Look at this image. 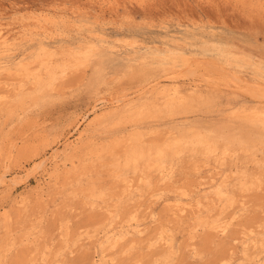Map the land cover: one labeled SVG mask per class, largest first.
<instances>
[{
    "label": "rangeland",
    "instance_id": "374dc122",
    "mask_svg": "<svg viewBox=\"0 0 264 264\" xmlns=\"http://www.w3.org/2000/svg\"><path fill=\"white\" fill-rule=\"evenodd\" d=\"M0 46V95L11 96L0 113V175L10 179L0 184V264H264V126L233 114L263 102L264 0H0ZM86 48L48 77L46 52L59 66ZM28 61L45 78L37 89L32 75L7 72ZM129 104L143 109L91 132L108 107ZM241 122L248 152L218 138L210 156L157 160L148 184L123 163L129 131L164 143L174 128L234 133ZM86 140L90 167L74 172L68 150Z\"/></svg>",
    "mask_w": 264,
    "mask_h": 264
},
{
    "label": "bare ground",
    "instance_id": "6f19581e",
    "mask_svg": "<svg viewBox=\"0 0 264 264\" xmlns=\"http://www.w3.org/2000/svg\"><path fill=\"white\" fill-rule=\"evenodd\" d=\"M105 41V40H104ZM2 44H3V46L6 44V41H4L3 40V42H2ZM1 47V46H0ZM73 51V50H72ZM77 51V50H76ZM96 52V51H95ZM98 52V51H97ZM45 54H47V56H45L46 58L45 59H43L44 58V56H42L41 58L43 59V60H41V62L42 61H46V62H44V64H45V66H44V68H45V70L47 71V75H48V77L50 78V77H53L54 75H55V72H56V68H57V70L58 69H62V70H65L66 71V69L68 68L69 69V66H68V64L67 63H69L71 60H74V59H76V63H77V57L80 55V54H85L86 56H89V55H91V49L90 48H86V50H84L83 52H78V53H72V54H69V56L68 57H66L65 59H64V61H63V63L61 64V65H59V66H54V65H50V60H51V54L50 53H48V52H46ZM94 55V54H93ZM89 58V57H88ZM103 58V57H102ZM47 59V60H46ZM94 59H96V56H94ZM93 59V60H94ZM99 59V58H98ZM242 60V59H241ZM40 61V60H39ZM236 61V60H235ZM74 62V63H75ZM238 62V61H237ZM30 63H32V61H28V62H26V63H23V65L21 66V68H20V70H18V69H13V68H8L7 70V72H9V70H12L11 72H12V76H15V77H17L18 79H21V78H23V77H27V76H31L32 75V78H33V83L35 84V88L37 89L38 88V86H40V85H44L43 84V82L45 81V78H41V74L40 73H36V72H34V70H33V68H31L30 66H31V64ZM175 63V62H174ZM30 64V65H29ZM42 65H44L43 63H41ZM79 64H81L82 65V70L83 69H85V70H87V67L89 66V63H88V60L87 61H85V62H82V63H78V65ZM78 65H76V67L78 66ZM101 66V65H100ZM100 66H98L97 68L99 69V67ZM150 66V65H149ZM161 66V65H160ZM186 67H188V66H186ZM71 68V67H70ZM79 69H81V67H78ZM77 68V69H78ZM96 68V69H97ZM41 70H42V68H40ZM95 69V70H96ZM94 70V71H95ZM189 70H191V69H189ZM193 70V69H192ZM191 70V72H193ZM65 71H63V73H66ZM81 71V70H80ZM97 71H99V70H97ZM96 71V72H97ZM182 71V70H181ZM187 71V70H186ZM194 71H195V69H194ZM83 73H84V71H82ZM81 72V73H82ZM77 73H78V71H77ZM14 74V75H13ZM161 74V73H160ZM3 75V74H2ZM9 75H10V73H9ZM66 75V74H65ZM167 75V74H166ZM93 76H95V73H94V75ZM102 76V75H101ZM169 76V75H168ZM175 76V75H174ZM96 78H98L97 76H95ZM173 77V76H172ZM206 77V76H205ZM210 77V76H209ZM11 78V77H10ZM161 78H163V77H161ZM62 79H64V78H62ZM88 79V78H87ZM67 80V79H66ZM95 80V79H94ZM97 80V79H96ZM163 80V79H162ZM216 80V79H215ZM137 81V80H136ZM72 82V81H71ZM95 82H97V81H95ZM157 82V81H156ZM159 83V82H158ZM172 83V82H171ZM234 83V82H233ZM3 84V83H2ZM93 85H94V83H92ZM100 84V83H99ZM163 84V83H162ZM175 84H178V83H176L175 82ZM229 84V83H228ZM96 85V84H95ZM1 86V85H0ZM16 88L15 89H13V91H21L22 89H23V84H22V82H19V84L17 85V86H15ZM163 87V89H161V91H163V90H165L164 89V87H166V85L164 86H162ZM161 87V88H162ZM179 87V86H178ZM193 87V86H192ZM227 87V86H226ZM232 86H230V88H231ZM90 88V87H89ZM108 88V87H107ZM166 88H168V87H166ZM233 88V87H232ZM236 88H238V87H236ZM9 90V89H8ZM180 90H182V89H178V93H181V92H179ZM192 90V89H191ZM260 90H264V88H260ZM9 91H12V89L11 90H9ZM161 91H159V93L161 92ZM193 91V90H192ZM247 91V90H246ZM258 91V90H257ZM5 92H7V91H5ZM164 92V91H163ZM250 92V91H249ZM165 93V92H164ZM164 93H162V95H164ZM193 93V92H192ZM252 93H254V92H252ZM198 95V97L197 98H200V99H202V95L201 94H199V93H197ZM257 94H259V93H257ZM10 95V94H9ZM9 95H8V93L6 94H3L2 96L0 95V113H1V111H2V107H3V104H4V101L6 100V99H8V98H11V96L9 97ZM13 95V94H12ZM87 95V94H86ZM95 95V94H94ZM101 95V94H100ZM99 95V96H100ZM132 95V94H131ZM166 95V94H165ZM172 95H173V93H172ZM220 95V94H219ZM256 95V94H255ZM130 96V95H129ZM252 96V95H251ZM122 97V96H121ZM166 97V96H165ZM164 97V98H165ZM179 97V96H178ZM206 97V96H205ZM253 97V96H252ZM255 98H263V102H262V104L260 105V106H257V107H245V106H242V107H238V108H235L234 110H233V114L234 115H236V116H239V117H242L243 119V121H245V122H247V123H251V124H254V125H258V126H264V95H261V94H259V95H257V96H254ZM51 98V97H50ZM196 98V99H197ZM204 98V97H203ZM104 98H102V99H98V100H103ZM166 99H168V98H166ZM173 99H174V96H173ZM57 100V99H56ZM107 100V99H106ZM114 100V99H113ZM120 100V99H119ZM169 100V99H168ZM176 100V99H175ZM184 100V99H183ZM191 100H192V97H191ZM190 99H189V102L191 101ZM198 100V99H197ZM208 100V99H207ZM122 101V100H121ZM173 101V100H172ZM261 101H262V99H261ZM9 102V101H8ZM133 102H134V100H133ZM175 102V101H174ZM184 102V101H183ZM194 102V100H192L190 103H193ZM244 102V101H243ZM129 103V102H128ZM170 103H171V101H169V102H167V106H169L170 105ZM182 103V102H181ZM185 103H187L186 101H185ZM189 103V104H190ZM20 104V103H19ZM104 105H105V103H103ZM135 104V103H134ZM145 104V103H144ZM148 104V103H147ZM242 104V103H241ZM128 107L126 108V109H124V110H122V109H119L120 111L118 112L117 111V109L116 110H113V107H112V109H110L108 106V108L107 109H109V110H107V111H105V112H102L100 115H98V117L96 118V122H95V126L93 125V127H95V128H93L92 130H91V132L92 131H94L95 129H96V127L98 126V125H100V124H102V123H104V122H106L108 119H114V117L117 115V116H119V115H122V113H129L130 115H133L135 112H136V110L137 109H139L140 110V108L141 109H143V104H138V106H135L136 108H135V110H134V108H133V106H132V104H129V105H127ZM176 106V105H175ZM224 106V105H223ZM6 107V106H5ZM4 107V108H5ZM96 107V106H95ZM100 107V106H99ZM173 107V106H172ZM151 108V107H150ZM220 108V107H219ZM8 109V108H7ZM173 109V108H172ZM68 110V109H67ZM104 110V109H103ZM74 112V111H73ZM146 112V111H145ZM5 113V112H4ZM87 113V112H86ZM141 112H138V114L140 115V116H142V114H140ZM233 115V116H234ZM60 117V116H59ZM83 118V117H82ZM233 118V117H232ZM134 119H135V117H134ZM2 120H3V118H2ZM29 120H30V118H29ZM239 120V119H238ZM28 121V120H27ZM94 122V121H93ZM226 122V121H225ZM21 123V122H20ZM26 123V122H25ZM232 123V122H231ZM238 123V122H237ZM23 124V123H22ZM91 124V123H90ZM242 122H241V124H240V127L238 128V130L236 131V132H234V133H232V132H225V131H223V132H221V133H218V132H216L215 130H213V129H202V128H199V127H196V126H194V125H190L187 129H184V130H179L178 131V129H176V128H174L173 130H175V131H177V133L176 134H174V136H172L171 135V138L169 139V140H167L166 142H164V143H159L158 141H151V142H149V143H144L143 141H142V139H141V132H139V133H137V132H135V133H132V132H128V133H131V134H128L127 133V135H124V137H125V142H127V145H126V147L125 148H123L124 149V151H123V163L124 164H126V165H128V166H130L132 169H133V171L135 172V173H138L139 174V178H140V181H142L143 183H146V184H148L149 182H151V179H150V177H149V171L151 170V169H153L154 167H156L157 165H158V163H157V160H159V159H170V158H172L171 157V155H173V154H179V153H182V152H184V151H190V152H200V154L202 153V154H204L205 156H207V155H212V154H209V153H211V152H214V151H217L218 149H219V147H216L214 144H213V141H215V139H218V138H220V139H223V140H225V142H227V143H231V144H233L234 142L239 146V149L238 148H236V149H238V151H240L241 152V150L243 149L244 151L243 152H245V147H247L248 146V144L250 143V139L247 137V135H246V133H245V131H244V129H243V127L244 126H242ZM236 125V124H235ZM77 126V125H76ZM222 126H223V124H222ZM228 126H229V124H228ZM231 126H233V125H231ZM242 126V127H241ZM247 126V125H246ZM250 126V125H249ZM235 127V126H234ZM22 128V127H21ZM28 128H29V126H28ZM91 128V127H90ZM212 128H214V127H212ZM236 128V127H235ZM15 129V128H14ZM18 129V128H17ZM104 129V128H103ZM249 129V128H248ZM31 130V129H30ZM29 130V131H30ZM89 130V129H88ZM187 130V131H186ZM246 130V129H245ZM15 131V130H14ZM13 131V132H14ZM249 131V130H248ZM251 131V130H250ZM28 132V131H27ZM26 132V133H27ZM264 132V131H263ZM172 133H174L173 131H172ZM170 134H171V132H170ZM25 135V134H24ZM18 137V136H17ZM250 137V136H249ZM15 138V137H14ZM50 138V137H49ZM16 140V139H15ZM76 140V139H75ZM262 140H264V139H259V141H262ZM10 141V140H9ZM14 141V140H13ZM80 143V142H79ZM86 143H87V140L84 142H81V144H79L78 146H73V147H71L69 150H68V160H69V158L70 159H72L73 157H75V156H77L78 158H79V163H78V165H76L74 168H73V171L74 172H76V170H79V169H83V170H88L89 169V165H88V163H87V161L84 159V158H81L80 157V155H83V147L86 145ZM118 143V138L117 139H114L110 144H107L106 146H103V147H101V151H105V148L107 147V146H110V145H113V144H117ZM10 144V143H9ZM262 144H263V142H262ZM11 145V144H10ZM17 145V144H16ZM77 145V144H76ZM225 145V144H224ZM11 147H13V146H11ZM10 147V148H11ZM15 147V146H14ZM13 147V148H14ZM242 148V149H241ZM229 149V148H228ZM232 149V148H231ZM234 149V148H233ZM235 149V150H236ZM246 149H248V147L246 148ZM9 150V149H8ZM54 150V149H53ZM92 150H93V148H92ZM52 151V150H51ZM99 151V150H98ZM202 151V152H201ZM207 151V152H206ZM247 152L249 151V149L248 150H246ZM13 152V151H12ZM206 152V153H205ZM219 152H221V154H226V153H229V152H227V147H223L222 148V150H219ZM232 152H234V151H232ZM81 153V154H80ZM217 153V152H216ZM8 154V153H7ZM56 154V153H55ZM66 154H67V152H66ZM66 154H64V155H66ZM5 155H6V153H5ZM54 155V154H53ZM59 155V154H58ZM8 156V155H7ZM51 156V155H50ZM53 158L55 157V155L54 156H52ZM57 157V156H56ZM55 157V158H56ZM67 157H66V159H67ZM114 159H117V157H118V154H115V155H113L112 156ZM45 158V157H44ZM58 158V157H57ZM45 160H46V158H45ZM53 161V160H52ZM264 161V160H263ZM57 162V161H56ZM55 162V163H56ZM262 162V161H261ZM42 163H44V162H42ZM44 166H46V164L44 165ZM39 168V167H38ZM37 168V169H38ZM54 170H55V172H53V174L51 173V176H55V178H56V175H57V166L56 165H54ZM38 172V171H37ZM110 172H112V171H110ZM1 174H2V172H1ZM6 173H3L2 175H0V184H7V183H9V181H10V179H5L6 177V175H5ZM37 174V173H36ZM14 175V174H13ZM50 175V174H49ZM19 176V175H18ZM59 176V175H58ZM12 177H14V176H12ZM17 178V177H16ZM54 178V177H53ZM55 178L52 180V181H54L55 180ZM15 179V178H14ZM8 182H7V181ZM16 180V179H15ZM14 180V181H15ZM13 181V180H12ZM58 181V180H57ZM60 181V180H59ZM58 181V182H59ZM20 182V181H19ZM18 182V183H19ZM11 183V182H10ZM13 183V182H12ZM152 183V182H151ZM55 184H56V182H55ZM54 184V185H55ZM48 187H51V184H48ZM58 189H59V187H58ZM227 190V189H226ZM222 194H223V189L222 188H219V189H217V190H215V197L216 196H218L217 198V200H219V198L222 196ZM226 193H224V195H225ZM226 196V195H225ZM26 198V197H25ZM198 198V197H197ZM196 198V199H197ZM213 198V197H212ZM196 199H195V201H196ZM199 199V198H198ZM203 199V198H202ZM215 199V198H214ZM214 199H212L213 201H214ZM228 199V198H227ZM25 200L26 199H21L20 201H22V204L23 205H25L26 206V204H27V202H25ZM200 201H201V198L199 199ZM216 200V201H217ZM233 200V199H232ZM231 200V201H232ZM19 201V202H20ZM177 201V200H176ZM202 201H204V200H202ZM202 201H201V203H202ZM213 201H211L210 203H212ZM25 203V204H24ZM197 203V202H196ZM206 203H207V201H206ZM209 203V202H208ZM202 204H205V203H202ZM216 204V203H215ZM214 204V202H213V207H216V206H219L218 204L217 205H215ZM188 205V204H187ZM197 205V207H199L200 205H198V204H196ZM196 205H195V207H196ZM215 205V206H214ZM177 206V205H176ZM184 206H186V205H184ZM205 206V205H204ZM208 206H210L211 207V205L209 204ZM208 206L206 207L207 209H205V210H207L208 211ZM23 207V206H22ZM178 207H180V206H178ZM196 207V208H197ZM181 208V207H180ZM182 208H184V207H182ZM181 208V209H182ZM193 208H194V206H193ZM199 208H201V207H199ZM177 209V208H176ZM204 208H202L201 210H203ZM180 210V209H179ZM179 210H178V213H179ZM184 210H186L185 208H184ZM198 210H200V209H198ZM198 210H196V211H198ZM181 211V210H180ZM207 211H205L206 213H207ZM184 212V211H183ZM195 214L197 213V212H194ZM181 214V213H180ZM193 215L194 216V218H196L197 216L196 215ZM204 214V213H203ZM203 214H200L201 216L203 215ZM135 215V214H134ZM206 215V214H205ZM204 215V217H206ZM136 216V215H135ZM177 216V215H176ZM209 215H208V213H207V217H208ZM134 217V216H133ZM199 217V216H198ZM217 217V216H216ZM216 217H212V218H216ZM178 218V217H177ZM208 218H210V217H208ZM207 218V219H208ZM131 219V218H130ZM136 219H137V217H136ZM173 219V218H172ZM206 218H201L200 220H199V222L201 221V222H203V225L202 226H207L208 224H211L210 222H211V220H210V222L207 220ZM211 219V218H210ZM156 220V219H155ZM219 220V219H218ZM132 221H135V220H133L132 219ZM138 221V220H137ZM192 221V220H191ZM194 221V220H193ZM196 221H198V220H196ZM222 222V221H221ZM220 222V223H221ZM189 223V222H188ZM191 223V222H190ZM198 223V222H197ZM196 222L194 223V224H197ZM202 224V223H201ZM163 227H162V230L166 227H164V224L162 223L161 224ZM222 225V224H221ZM227 225V224H226ZM138 226V225H137ZM192 226H194V225H192ZM159 227H160V225H159ZM208 227V226H207ZM223 227V226H222ZM221 227V228H222ZM135 228H136V226H135ZM161 228V227H160ZM192 228V227H191ZM198 228V227H197ZM204 228V227H203ZM202 228V229H203ZM214 228H215V225H214ZM166 229V228H165ZM194 229V228H193ZM207 229V228H206ZM212 229H213V226H212ZM211 229V230H212ZM137 230V229H136ZM139 230V229H138ZM137 230V232H139ZM160 230V229H159ZM208 230V229H207ZM211 230H209V231H211ZM213 230H215V229H213ZM130 231V230H129ZM141 231V230H140ZM217 231H219V229L217 230ZM220 231H222V230H220ZM219 231V232H220ZM226 232V231H225ZM127 233V232H126ZM125 233V234H126ZM224 233V232H223ZM124 234V235H125ZM168 235V234H167ZM123 236V235H122ZM163 237H164V235H163ZM166 237V236H165ZM245 237V236H244ZM263 238V237H262ZM260 239V238H259ZM257 240H258V238H257ZM256 240V241H257ZM261 240V239H260ZM131 241V240H130ZM143 241V240H142ZM165 241H166V239H165ZM172 241V240H171ZM163 242H164V239H163ZM130 243V242H129ZM128 243V244H129ZM161 243V242H160ZM159 243V244H160ZM178 243V242H177ZM176 243V244H177ZM143 244V243H142ZM257 244V243H256ZM124 245V244H123ZM161 245H162V243H161ZM170 245V244H169ZM127 246V245H126ZM166 246V248H167V245H165ZM256 246H258V244L256 245ZM120 247V246H119ZM118 247V248H119ZM259 247V246H258ZM123 249V248H122ZM127 252V251H126ZM44 257V256H43ZM106 257V256H105ZM143 258V257H142ZM44 259H45V257H44ZM114 259V258H113ZM112 259V260H113ZM47 261V260H46ZM114 261V260H113ZM113 263V262H112ZM234 263V262H233ZM110 264V263H109Z\"/></svg>",
    "mask_w": 264,
    "mask_h": 264
}]
</instances>
